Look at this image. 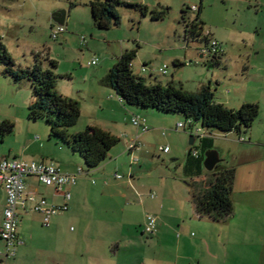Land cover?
Returning a JSON list of instances; mask_svg holds the SVG:
<instances>
[{"label":"rangeland","instance_id":"rangeland-1","mask_svg":"<svg viewBox=\"0 0 264 264\" xmlns=\"http://www.w3.org/2000/svg\"><path fill=\"white\" fill-rule=\"evenodd\" d=\"M71 1L72 6L69 0H0V43L17 67L38 62L44 69H51L58 76L59 89L79 102L81 113L70 130L81 131L95 121L105 123L110 117L121 118L116 134L119 141L99 166L107 170L114 184L118 183V206L125 212L120 210L116 214L120 224L114 223L115 228H110L112 223L101 227L97 221L89 228L94 231L123 229L120 263L139 264L138 256H141L148 264H264V0L260 4L257 0H123L146 6L147 13L119 6V24L105 30L94 26L88 0ZM200 2L204 32L213 31L223 48L218 63L211 54L200 57L206 46L204 41L186 44L183 38L181 10L199 6ZM166 7L168 10L162 19H152L151 11ZM61 9L66 10L65 31L54 39L52 33L58 24L52 15ZM187 14L192 17L196 11L187 9ZM82 36L88 41L87 46L82 43ZM125 49L136 50L132 61L134 71L143 62L154 71L166 64L167 74L156 71L163 85L168 83L167 80L173 81L174 85L193 93L207 88L213 94V101L232 109H238L243 103H256L259 107L257 117L249 129L243 128L240 132L224 133L203 128L195 120L191 127L176 130L177 121H186L184 115L178 119L173 114L148 108L147 116L154 124L148 122L149 129L138 134V148L129 152L127 146L137 131L130 121L122 122L123 116L128 114L130 119L134 115H143L128 111L126 104L120 106L128 112L119 105L106 103L101 108L98 101L109 94L100 96L95 89L96 75L107 73L112 61L115 62L117 55ZM92 57H97L98 62L88 66ZM173 57H178L182 64L175 65ZM51 61H55L56 66L53 67ZM3 71L4 65L0 63V121H11L13 129L0 135V157H19L28 161L50 159L49 153L53 149L66 148V145L49 138L50 125L46 118L29 119L28 106L34 99L30 82H15ZM65 73L68 76H63ZM28 124L38 126V130L28 128ZM197 127L200 136L195 134ZM41 135L45 137L46 146L29 143ZM191 135L195 137L192 145L189 144ZM163 146L170 148V152L162 151ZM210 148L217 149L225 159L220 165L235 169L232 215L221 223L197 219V222L208 224L205 239L202 238L200 243L178 241L179 234L173 232L158 246L147 244L152 236L135 226L136 219L152 213L151 207L159 204L162 198L166 204L172 198L182 199L184 207H189L188 183L206 176L203 160L205 151ZM191 150H197L198 155L193 156ZM76 156L84 170L81 175L86 178L81 198L88 204L92 198H98L91 181L98 180L101 171L87 170L79 155ZM109 156L114 159L110 160ZM134 158L137 160L133 161ZM131 170L134 171L132 177ZM116 172L122 177L116 179ZM197 182L201 186L204 184V180ZM134 190L141 194L133 199ZM151 193L155 194L154 199L149 197ZM141 198L145 199V205L132 207L133 202ZM99 206H94L92 212H85L90 218L92 214L103 215ZM68 227L75 229L78 225L69 222ZM191 231L196 235L189 234V238L199 237L198 229ZM39 234L41 237H35L33 255L38 248V239L46 240V231ZM34 256L35 260L43 262L44 257Z\"/></svg>","mask_w":264,"mask_h":264},{"label":"trees","instance_id":"trees-1","mask_svg":"<svg viewBox=\"0 0 264 264\" xmlns=\"http://www.w3.org/2000/svg\"><path fill=\"white\" fill-rule=\"evenodd\" d=\"M70 1V5L74 3ZM92 20L97 29H109L120 22L119 6L139 9L147 13V7L141 4L128 3L123 0H88ZM187 9L196 11L192 17ZM168 8L151 11L152 19H162ZM201 5L193 10L186 7L181 10L180 23L184 30L186 44L197 41L209 42V34L204 32V22L200 17ZM136 56L135 49H125L116 58L109 71L100 79V83L108 86L120 100L129 106L140 109H156L161 113L184 115L187 119L200 122L203 128L216 129L220 132H240L249 129L258 115V104L243 103L238 109L227 108L213 101V94L207 88L193 93L174 85L173 81L166 85L150 83L135 73L132 61ZM218 63L217 60L214 61ZM0 63L4 65L3 73L15 82L27 80L33 90V101L28 106V117L31 120L46 118L49 138L61 141L71 152L79 155L87 170H92L106 158L119 138L97 126H86L80 132L69 134L80 116V104L77 100L64 96L56 89L57 75L51 69H44L40 63L32 66L17 67L5 46L0 43ZM51 65L56 66L55 61ZM176 65V63H175ZM13 129V123L0 121V135ZM194 138V136H191ZM84 171V170H83ZM235 169L217 164L212 171H207L203 186L197 181L188 183L191 190V203L199 217H206L219 222L233 213L231 197Z\"/></svg>","mask_w":264,"mask_h":264},{"label":"crops","instance_id":"crops-1","mask_svg":"<svg viewBox=\"0 0 264 264\" xmlns=\"http://www.w3.org/2000/svg\"><path fill=\"white\" fill-rule=\"evenodd\" d=\"M232 1L246 2L250 0H232ZM258 3L259 4L262 3V0H257V4ZM206 33L209 34L210 38L220 42L219 39L216 38V35L214 34L213 31L209 30L206 31ZM87 42H86V46H87ZM173 61L174 63H176V65L182 64L181 60L178 57H173ZM112 64H114V61H112ZM134 72L145 78L150 83L162 84L161 78L158 77L154 69L148 67L147 62H143L141 66L138 67L137 71ZM105 74L106 73H102V75L99 76L96 75L97 77L95 80L96 83L95 89H96V94L98 93L100 96L105 94L106 95L109 94V95L106 96V98L108 97V99L102 97L98 102L101 108L102 105H104L105 103L115 105L116 107H118L119 105V107H121L122 104L124 103L120 100V98L117 95L113 93V89H111L110 87L106 88L108 86H104L100 83V79L103 76H105ZM65 75L68 76L67 73L63 74V76ZM166 82H170V81L167 80ZM56 87L59 93H61L64 96L70 97V94L67 93L65 90L59 89L58 83L56 84ZM126 108L128 111L133 110L143 115L142 117L145 118L146 120L147 130L149 129L148 122L154 124V121L150 119L149 116H147V114L149 113L146 112L147 109H140L134 106H126ZM126 108L121 107V109L125 112L127 111ZM133 117L129 119L127 114L125 117L123 116L122 122L130 121V123H132ZM174 117L179 119L182 116L175 115ZM3 120H7V119H3ZM99 122L102 121H98V123L95 121V123H92L90 125L102 128L116 136L118 132L117 130L119 128L118 124L119 122H121V118L119 119L116 117H110L106 122L104 121L105 123H99ZM28 125H29L28 128L32 127L38 130V126H32V124H28ZM135 127L137 134L134 139H137L138 142V134L140 132H145L147 130L143 131L142 127H137V126ZM175 129H176V124H175ZM185 129H181V130H185ZM77 132H80V130H70V129L68 130L69 134H73ZM194 141H195V137H194ZM29 143L40 144V146L42 145L46 146L45 137L43 135H41L40 137L33 138ZM170 150L171 149L169 148L168 151L170 152ZM76 155L77 154L71 152V150L68 147L65 148L59 146L58 148L53 149V151L49 153L50 159H46V160H49L47 162H53L57 167H59V169L62 172L75 174L77 173V168L80 167L79 166L80 160ZM15 158H19V157H15ZM109 159L112 160L114 159V157L109 156ZM46 160L41 159V161H46ZM92 170L93 171L95 170V172L101 171L100 172L101 176L97 177L98 180L91 181L93 185V190L96 191L98 198H96V200L92 198V200L88 204L83 203L81 198L83 195L84 181L86 179L82 177L81 174H78L76 176V180L74 184L65 186L61 191H57L53 187L45 186L41 184L33 176H29L26 178L25 180L26 191L27 192L33 191L39 195L44 196L49 203H53L56 205L63 204L65 202L63 191H69L71 196L70 199L67 201L68 209L64 212L53 215L50 218L49 225L47 226V228H44L45 229L44 230L41 229L39 226L40 224L43 226L41 214L34 212L32 210L21 208L19 210V216H20L19 226L21 227L18 231L21 243L17 246L16 253L13 257H6L5 242L2 239H0V241H2L0 242V263L7 264L6 262L8 261L10 264H127V263H120V253H121L120 241L121 238H124L125 236V234H123V229H119L115 231L114 229H110L111 227L115 228V226L113 225L114 223L120 224L119 221L120 219L117 218L116 214L120 210L122 213L125 212V209L123 207L121 208L118 206L119 203L116 197L117 194L116 192H119L117 189L118 187H116L118 183L114 184L112 182V179L109 178V175L106 172L107 170L105 171L103 170V166L102 167L97 166ZM133 173L134 171L131 170L130 173L131 177L133 176ZM205 179L206 176H203L202 178L193 181H203V180L205 181ZM133 192H134V195L132 196L133 199L139 197L140 196L139 194H141L138 190L137 191L134 190ZM186 198L187 200H190L191 203V190H189L188 196ZM141 199L142 200L134 201L132 207L136 205H142V206L145 205L144 202L145 199L143 198ZM5 200H6L5 190L0 186V225L3 221ZM85 205H87V209L85 208ZM97 205H100L99 206L100 211L103 210L104 214L103 215L97 214L96 216L92 214L90 218V215L89 214L87 215V212H85V210L92 212L91 210H93L94 206ZM151 210L152 211L150 212L152 213H148V214H153L156 216V227H155V232L150 235L152 236V238L146 241L147 244L154 243L158 246V244L159 245L162 244L165 237L172 236L174 234L173 232L179 234L178 241L181 242L187 241L188 243L192 241V243H200L205 239L204 234L206 230H208V224L204 222H197L196 220L198 219L200 221L202 220L209 221L210 219L206 217H199V215H197V213L195 212L192 203L190 204L189 207L187 206L185 208L184 201L182 199L177 200L172 198L170 199L169 204H166L165 199L162 198L161 201H159V204H153ZM145 216L146 215L143 214L135 221V226L139 227L140 230L142 231H144L143 227H144ZM95 221H97L101 227L105 223L106 224L112 223V225L110 226V228L107 229L102 228L100 231H94L91 230V228L89 227L92 224H94ZM210 221L213 223L215 222L212 220ZM69 222L76 223L78 227H75V229L69 228L68 227ZM219 222L221 223V221ZM192 228L198 229L199 237L194 239L189 238L188 235L193 234V232L191 231ZM213 229H214V224L211 230ZM40 231H46L45 234L46 240L42 239L40 241V239H38L37 242L38 248L34 255H38V256L40 255L41 257H44L43 262H40V260H35V256L33 255V250H34L33 244L36 245L35 237L37 238L41 237L39 234ZM138 258H139V264H148L145 257L138 256ZM188 264H193V263L189 262Z\"/></svg>","mask_w":264,"mask_h":264},{"label":"built area","instance_id":"built-area-1","mask_svg":"<svg viewBox=\"0 0 264 264\" xmlns=\"http://www.w3.org/2000/svg\"><path fill=\"white\" fill-rule=\"evenodd\" d=\"M193 10L196 6L191 7ZM65 28L62 25L58 27L52 33L54 39L64 32ZM208 34V33H207ZM82 43H86L85 36L81 37ZM202 54H211L213 56H219L223 53V48L220 42L210 38L209 42L206 44L205 48L202 50ZM98 62L97 57H92L88 61V66L96 65ZM168 66L164 64L158 69L159 74H167ZM132 123L134 126L142 127V130H147L146 120L140 116H134L132 118ZM193 123L192 118L186 119V121H179L176 123V129H185L191 126ZM200 128H196V135L200 136L197 132ZM138 146L137 139H133L128 144V150L130 152L134 151ZM161 150L167 152L169 148L167 146L161 147ZM190 153L193 156L198 155L197 150H191ZM137 159H133L135 161ZM84 173L81 167L77 168V173L70 174L62 172L59 167H57L53 162L46 161H34L25 160L20 158H7L0 157V186L5 190L6 200L3 212V221L0 225V239L5 242L6 257H13L16 253L17 246L21 243L18 234L19 227V210L28 209L41 214L42 224L48 226L50 218L53 215L64 212L68 209L67 201L70 199V192L63 191L65 202L61 205H56L49 203L48 200L33 191H26V178L29 176L35 177L41 184L45 186H50L55 188L57 191L63 190L65 186L75 183L76 176L78 174ZM116 178H121L119 173H115ZM154 193L150 194L153 198ZM156 227V216L153 214H146L144 221V232L146 234H153ZM3 264V263H0Z\"/></svg>","mask_w":264,"mask_h":264},{"label":"water","instance_id":"water-1","mask_svg":"<svg viewBox=\"0 0 264 264\" xmlns=\"http://www.w3.org/2000/svg\"><path fill=\"white\" fill-rule=\"evenodd\" d=\"M65 17H66L65 9L58 10L54 12L52 15L53 21L57 23L58 25H62V26L64 24ZM200 57H203V55L200 54ZM193 143H194V138L190 137L189 144L192 145ZM224 160L225 159L221 158L220 152L217 149L210 148L206 150L204 153L203 165L206 171H212L217 164H219L220 162Z\"/></svg>","mask_w":264,"mask_h":264},{"label":"flooded vegetation","instance_id":"flooded-vegetation-1","mask_svg":"<svg viewBox=\"0 0 264 264\" xmlns=\"http://www.w3.org/2000/svg\"><path fill=\"white\" fill-rule=\"evenodd\" d=\"M201 54H202V53H201ZM202 55H203V54H202ZM203 56H204V55H203ZM219 58H220V56H213V59H214V60H217V61H218Z\"/></svg>","mask_w":264,"mask_h":264}]
</instances>
